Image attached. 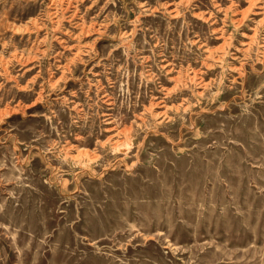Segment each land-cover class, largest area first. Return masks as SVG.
<instances>
[{"label":"rangeland","instance_id":"obj_1","mask_svg":"<svg viewBox=\"0 0 264 264\" xmlns=\"http://www.w3.org/2000/svg\"><path fill=\"white\" fill-rule=\"evenodd\" d=\"M0 264H264V0H0Z\"/></svg>","mask_w":264,"mask_h":264}]
</instances>
